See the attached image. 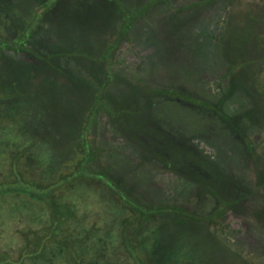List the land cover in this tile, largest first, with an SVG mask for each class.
I'll use <instances>...</instances> for the list:
<instances>
[{
    "label": "rangeland",
    "instance_id": "374dc122",
    "mask_svg": "<svg viewBox=\"0 0 264 264\" xmlns=\"http://www.w3.org/2000/svg\"><path fill=\"white\" fill-rule=\"evenodd\" d=\"M62 1L63 4L56 6L54 11L59 22L63 19V24L61 28L56 26L58 29L53 33L47 30L46 40L52 45L54 40H60L61 46L57 45L62 50L72 53L78 50L79 65L62 61L68 64L62 65L71 76H67V81L64 74L44 64L37 73L30 67H18L13 63L5 67V58L13 56L9 53L12 48L0 44V49H9L0 55V101L13 100L14 94L9 90L14 87L27 97L26 102L44 101L46 121H50V124L44 122V126L47 125L44 149L35 148L20 158L17 152L31 143L28 134L23 132L29 130V125L21 117L13 122L4 116L24 111L20 106L17 110L12 109V103L7 105L8 109L2 103L0 105V254L18 260L23 240H33V231L49 226V211L34 196L46 190L37 188L34 180L45 177L49 171L41 170L36 161L50 166L56 157H61L64 162L51 167V175L63 177L58 183L56 181L54 196L77 212L81 229L78 232L82 238L87 236L90 240L83 251L97 242L92 254L98 253V245L102 251L101 244L109 242V235L117 233L122 225V210L115 202L119 196L104 185L107 181L113 186L112 181L123 185L131 197L147 207H183L200 217L219 206L221 195H216L219 189L212 190L209 184L210 189H200L189 178L204 177L201 166L191 163L189 168H184L188 177L172 172L170 168L176 167L174 161L167 166L154 156L156 152L151 153L158 145L162 146L159 148L161 154L171 150L170 157L174 153L180 156L187 152L194 155L191 158L201 157L206 166L221 175L224 187L231 190V198L246 197L241 202L242 209H263L264 0H244V4L240 1L232 10L226 1L197 6L193 4L202 0H169V5L156 4L126 31L112 50L116 51V72L113 74L116 83H112L107 91L117 100L116 104H123V110L116 107L114 111L123 113L117 117L123 121L118 124L124 125L117 129L110 117L102 113L91 133V142L98 150L96 168L103 171V175L89 169L76 171L75 164L80 156L71 159L67 153L82 151L81 127L89 105L87 98L105 78L102 64L91 67V62L83 56L87 54L93 61L98 60L126 21L117 0ZM148 1L119 0L131 14ZM27 2L0 0V39L15 38L12 25L17 20L10 21L12 15L7 14V7H19L18 11H24L27 17L32 6ZM47 2L50 8L55 1ZM38 16L40 14L36 19H21L22 24L16 30L18 43H21L19 39H25L26 28L31 27V30L39 24ZM51 20L55 22L56 19L51 17ZM43 34L41 30L36 35V43L30 44L37 51L41 45V54L48 51ZM17 58L21 63L38 64L32 56ZM60 74L64 77L59 78ZM156 88L178 89L185 95L215 105L227 94L221 107L224 117L199 107L202 105L198 100L193 101L191 107L179 99L148 92ZM146 103L152 107L149 111L152 117L162 120L148 124H163L165 132L148 126L147 122L142 124L140 114L145 117ZM38 114L43 115L42 112ZM246 139L252 148L247 147ZM144 144L151 147L149 156L142 152ZM166 148L170 150L166 151ZM25 157H29L28 160ZM206 180L212 182V177H206ZM259 184L262 188L251 195ZM237 188L242 189L241 193H236ZM255 217L228 210L218 224L168 221L161 231L162 247L157 245L156 255L161 260L173 257L167 264H184L193 254L195 257L196 250L198 256H202L200 261L209 264H264V226ZM58 250L61 253L56 257L58 264H70L66 251ZM86 256H89L88 260L92 257Z\"/></svg>",
    "mask_w": 264,
    "mask_h": 264
},
{
    "label": "trees",
    "instance_id": "16d2710c",
    "mask_svg": "<svg viewBox=\"0 0 264 264\" xmlns=\"http://www.w3.org/2000/svg\"><path fill=\"white\" fill-rule=\"evenodd\" d=\"M54 5L50 8H54L57 1L60 0H54ZM118 1V4L120 6V11L122 16L124 17V20L126 23H124L121 27V32L119 38H122L126 31L132 28L134 23L142 17L146 12H148L151 8H153L158 3H163L166 5H169V0H149L147 4H144L139 9L134 11L132 14L128 12L123 5ZM219 1L223 0H203L200 2H196L195 4H198L197 6H211ZM44 2H47V0H28L27 3L29 5H34L32 9L29 8V11L32 10L36 12L35 19L37 15L38 19L40 20L39 24H36L30 28H26L23 35L25 39H19L21 43H18L17 38L14 41H1V44L3 43V47H10L13 50H20L23 52H29L31 53L36 61H42L45 63L51 64V57L50 56H44L35 50L29 49L27 44L31 40L33 34H35L38 29L40 28L41 20L45 17L46 12H48L50 9L48 8V2L44 4ZM228 2L231 5V8H236L240 4L239 0H228ZM7 14L14 15L15 8L13 5L7 7ZM17 11V10H16ZM51 17L53 16V13L49 12ZM21 16V15H20ZM47 17V16H46ZM50 17V19H51ZM49 19V20H50ZM129 20V21H128ZM42 25V24H41ZM118 44V39L114 42V44H109V46L104 50L103 55L100 57V60L105 63V69H106V80L102 83V87L100 90H95L91 92V94L88 95L87 100L89 101V105L87 107V112L85 115L84 125H83V136H82V144L81 149L82 151L75 150L73 154L67 153V156H70L71 159H73V156L77 157L78 160L76 161V171H80V168L84 170H91L92 173L102 174L103 171L96 168L97 160H98V150L94 148V145L91 142V139L89 137V134L91 133L92 128L96 125L99 115L104 112L109 117L113 118V122H116V112H114L113 108L109 104L108 97L110 94L105 97L103 95V91L105 90L106 86L109 84L113 77L112 72V50L115 49V45ZM113 47V48H112ZM65 55H73V53H60ZM85 54V53H84ZM84 59L89 62L90 60L93 61V57L90 58L87 54L83 56ZM54 68V64H51ZM90 68V67H89ZM67 76L71 78V76L67 73ZM226 76H228L226 74ZM1 87V84H0ZM14 90H9L11 93L14 94L13 100H4L5 102L0 101L3 104L5 109H8L9 103H12L10 106L12 109L19 108L21 111H24L23 113L17 114V112H12L4 117L11 121H16L20 117L24 119V122H26V125H29V130H24L23 132L29 136L30 144L17 152L18 157H24L27 155L28 152L31 150H34L35 148L44 149V140L46 135V127L44 126V122L46 121L47 114L46 111H44L45 105L44 101H27L24 97V94H19V91H16L14 87H12ZM1 91V88H0ZM142 91V90H141ZM151 94L154 95H162L168 98L172 99H179L184 102H191L193 101H200L201 107L210 109L211 111H214L216 114H218L221 117H224V113L220 110L223 102L227 98V94L224 95L221 99V101L215 105L208 101H204L201 99L193 98L188 95L183 94L182 92L178 90H171V89H162V88H156V89H150L148 91ZM43 108V110L41 109ZM121 110H123V105L118 106ZM43 113V115H39L38 113ZM45 113V114H44ZM22 123V121L20 120ZM50 124V121H48ZM47 123V124H48ZM45 130V131H44ZM44 131V132H43ZM127 133V132H125ZM130 133V132H129ZM33 134V135H32ZM130 135H133L135 138H137L136 135L130 133ZM58 137V136H57ZM247 141V139H246ZM248 142V141H247ZM249 143V142H248ZM250 146V143L248 144ZM80 149V150H81ZM166 151H169L170 149L166 148ZM154 150V149H153ZM153 152V151H152ZM165 152V151H163ZM170 153L165 152L162 153H154V156L158 158L162 163L169 166L172 165L173 161H176L179 158L178 156H175L174 153L172 157L169 156ZM181 156V155H180ZM194 155L188 154L186 157H190V162L194 163L196 166L200 167L201 171L203 173H210L212 177V190L215 188V190L219 189L217 192V196L221 199L219 200V206L209 213L206 216H197L196 214H193L189 211H187L183 207H176V206H155V207H147L141 203H139L137 200H135L133 197H131L124 188L123 185L114 183V185H120V186H113L111 184L104 183L105 186H108L110 189H112V193H115L117 196H119L118 199L115 198V202L120 206L122 213H121V227L114 235L113 239L110 238L109 235V242H105L101 244V250L100 246L98 245V253L94 252L93 254L91 251L95 249L96 243L93 242L92 246L89 248V250L83 251V247L88 246V243L90 240L86 236L85 238H82V235L79 234L80 226L79 224V218L77 216V212L68 204L62 203L60 200H56L55 194H56V188L54 186L57 185V183L63 179L60 178L61 176L58 174L51 175V167L54 165L58 167L59 162H64L62 158L56 157V160H52L50 162V166L43 163L42 161H36V165L40 167L41 170L43 169H49L48 174L44 177L41 176L40 178H35L34 185L39 188L40 190H46V192H41L39 195H34L36 200H40L44 203L45 208L48 209L49 215H50V222L49 226H46L42 229L33 231V240L24 242L23 240V246L20 250V255L18 260H11L7 255L4 253L0 254V264H50L53 262V264H58L57 261L58 254H61L58 250V248H63L66 251V255L70 260V264H167L172 260L173 257H166L165 260H161L156 255L157 252V245L159 247H162L161 245V235L163 226L166 224V222L173 223L174 221H177L178 223H183L187 220H192L193 222H198L202 224H218L219 220L224 217L226 212L228 210H233L234 212L240 213L245 216H256V220L259 221L264 226V208L260 209L257 207L248 209V208H241V202L246 200V197H240V198H231V190L227 191V188L224 187L223 182L221 181V176L217 175L215 171L211 170L210 167L206 166L204 162L200 159L201 157H193ZM17 157V159H18ZM183 158H185L182 155ZM29 157H25V159L28 160ZM15 159V158H14ZM61 164V163H60ZM50 167V168H49ZM81 169V170H82ZM59 170V169H58ZM170 171L175 173L184 174L187 177L189 174H185V171L182 167L176 166L175 168H170ZM194 171V170H193ZM196 173V172H195ZM107 175V173H104ZM192 175V174H191ZM203 175V174H202ZM108 176V175H107ZM189 178L193 179L195 183L199 186L200 189H210V186L206 183V176H198L197 178H193V176H189ZM57 181V183H56ZM209 182V181H208ZM222 182V183H221ZM201 185V187H200ZM216 186V187H215ZM118 187V188H117ZM262 187V184H259L258 189L252 191L251 195H255V192L260 190ZM122 191V192H121ZM203 191V190H202ZM220 194V195H219ZM226 194L229 195V198L226 197ZM253 209V210H252ZM252 211V213L250 212ZM161 219V221L159 220ZM158 220V221H157ZM167 220V221H166ZM81 230V229H80ZM32 235V236H33ZM103 240H100L102 242ZM148 243V244H145ZM58 247V248H57ZM107 248H112L110 251H108ZM140 249L138 252L137 250ZM215 250V253H217V250ZM92 255V257L88 260L89 256H86V254ZM199 252L195 250V257L192 255L189 258V261L187 260L184 264H209L207 262H201L200 259L202 256H198ZM219 254V253H218ZM96 255V256H95ZM220 255V254H219ZM45 258H48L49 260H44ZM207 258V257H206ZM205 259V258H204ZM55 260V262H54ZM202 260V259H201ZM231 263V262H230ZM234 264V263H231ZM236 264V263H235Z\"/></svg>",
    "mask_w": 264,
    "mask_h": 264
},
{
    "label": "flooded vegetation",
    "instance_id": "af4514ba",
    "mask_svg": "<svg viewBox=\"0 0 264 264\" xmlns=\"http://www.w3.org/2000/svg\"><path fill=\"white\" fill-rule=\"evenodd\" d=\"M203 1V0H202ZM223 1H226V2H228V0H223ZM239 1H242V3L244 4V0H239ZM220 2H222V1H219V2H217V3H220ZM161 3V2H160ZM217 3H215V4H217ZM63 4V1L62 0H60V1H57V3L55 4V6H54V8L57 6V7H59V6H61ZM145 4H147V3H145ZM166 5V4H165ZM143 6V5H142ZM231 6V5H230ZM17 7H18V4H17ZM155 7V6H154ZM15 8V7H14ZM19 8V7H18ZM16 9L15 8V11H14V15L12 16V19L10 20L12 23L15 21V19L17 20L16 22H14L13 23V29H15V38L13 39V40H7V41H14L15 39H16V37H17V28L18 27H20V23L22 24V22H21V19H24V17L25 18H28V19H31V18H33V19H35V15H36V12H34V11H27V17H26V15H25V12L23 11V12H19L18 10L19 9ZM52 9V8H49L50 10L48 11V12H46V14H45V17L43 18V20H41V24L39 25L40 26V28L38 29V31L35 33V34H33V36H32V38H31V40L28 42V44H27V46H28V48L29 49H32V50H35L36 52H38V53H40V50L43 48L41 45H39V47H40V50L39 51H37V49L35 48V47H33L32 45H30L32 42L35 44L36 42H35V39H36V35L42 30L43 31V40L45 41V43H44V45H46V48H47V52H44V53H42V55H46V56H50L51 57V64L53 63L54 64V66L56 67V68H54L51 64H49V63H45V62H42V61H38V64L35 66H33L31 63H21L20 61H18L17 59V57L18 56H21V55H24V56H32L33 58H34V61H35V57L31 54V53H29V52H23V51H20V50H13V49H11L10 50V52L9 53H12L13 54V56H8L7 57V59L5 58V60L6 61H4V65H5V67H8L9 65H10V63H13V64H15V65H17L18 67H20V65L21 66H26V67H30L31 69H32V72H34V73H37L36 71L37 70H41L40 69V67H41V64H44L46 67H48V68H51V69H53V70H55L57 73H62V74H64L65 75V80L67 81V72L65 71V69L62 67V65L63 66H67L68 64H63L62 63V61L64 60V61H66L67 63H74V64H78L79 65V62H78V60L79 59H76L77 58V56H79V53L77 52L78 50H74V52H73V55L71 56V55H65V54H60V53H63V52H68V53H71L72 54V52H71V50H62L61 49V47L59 48V46L57 45V44H59L60 46H61V43L62 42H60V40L59 41H56V40H54L53 42L55 43L54 45H52V44H50L49 43V41H48V39L46 40V38L48 37V33L46 32L47 30H50L51 32L53 31V30H56V29H58V28H61V24H63V19H61L60 18V22L58 21L59 19H58V16L55 14V9ZM139 9V8H138ZM17 10V11H16ZM150 10H152V8L150 9ZM231 10H232V8H231ZM52 12L53 13V16L52 17H54L56 20H55V22H53L51 19H50V13L49 12ZM147 13V12H146ZM145 13V14H146ZM21 15V16H20ZM47 16V17H46ZM57 16V17H56ZM141 18V17H140ZM139 18V19H140ZM48 19H50V20H48ZM138 19V20H139ZM9 21V22H10ZM10 22V23H11ZM53 22V23H52ZM56 26L58 27V28H56ZM132 28H130L129 30H131ZM53 33V32H52ZM127 33V32H126ZM126 33H125V35H126ZM118 34H120V32L118 31V33H117V36L116 37H114V39L113 40H116V39H121V38H119V36L120 35H118ZM124 35V36H125ZM123 36V37H124ZM5 41V40H3V39H0V41ZM112 39H111V41H110V44H111V42L113 41ZM50 42L52 43V40H50ZM0 44H1V42H0ZM53 48H52V47ZM56 48H58L59 50L58 51H56ZM107 48V47H106ZM105 48V49H106ZM51 49H52V52H51ZM6 50H9V49H0V55L2 56L3 55V52H8V51H6ZM115 52L116 51H112V72H113V74L116 72V70L114 69L115 68V66H116V63H115V60H116V58H115ZM41 54V53H40ZM17 56V57H16ZM98 58V57H97ZM80 60H83V58L81 59L80 58ZM57 62V63H55V62ZM89 62H91L90 64H91V67H94V68H97L98 66H100L101 64H102V66H103V68H104V71L106 72V69H105V63H103V61H101L100 60V57H99V59L98 60H94L93 62L92 61H89ZM91 67L89 68L90 70H91ZM35 69V70H34ZM62 74H60L61 76H59V78H63L64 76L62 75ZM106 80V73H105V78L104 79H102V80H100L101 82H100V86L98 87V88H94V89H92V91L91 92H93V91H95V90H100V88L102 87V83L104 82ZM112 83H116V80H114V78L112 77V79H111V81L109 82V84L106 86V88H105V90L103 91V95L106 97V96H108L109 94H110V92H107L108 91V89H109V87H110V85L112 84ZM163 89V88H162ZM171 90H178V89H171ZM179 91V90H178ZM114 93H116V92H114ZM162 96V95H161ZM191 97V96H190ZM168 98V97H167ZM108 99H109V104H110V106L113 108V110L116 108V107H118V106H120V105H123V104H116V101L117 100H114L113 98H111L110 96L108 97ZM181 101V100H180ZM182 103H184V104H186V105H189V106H191V107H193V105H192V103H185V102H183V101H181ZM224 103V102H223ZM223 105V104H222ZM195 107V106H194ZM199 107H201V106H199ZM222 107V106H221ZM124 108H126V107H124ZM144 108L146 109V115H145V117L142 115V114H140V117H141V122H142V124H144L145 122H147V125L148 126H151V127H158V129L159 128H161L162 129V131L163 132H165L166 130L164 129V125L163 124H157V125H154L152 122L150 123V124H148V122L149 121H153V120H159L160 122H162V120H160L158 117L156 118V119H154L153 117H152V114H150L149 113V111L151 110V108L152 107H149V104L148 103H146L145 105H144ZM203 108V107H202ZM221 110V109H220ZM222 111V110H221ZM114 112H116L117 114H116V122L114 123L113 121V118L112 117H110V120L113 122V125H114V127H116L117 129L119 128V126H123L124 124H118V123H122L123 121H119V119H118V117L117 116H119V115H123V113H120V111L118 112V111H114ZM102 113H104V112H102ZM101 113V114H102ZM100 114V115H101ZM149 114L151 115V117L153 118L152 120H150L149 119ZM218 115V114H217ZM125 123V125L127 126V123L126 122H124ZM155 123V122H154ZM83 125H84V123H83ZM83 125H82V127H81V130H82V132H83ZM139 126H141V127H143L142 125H140L139 124ZM95 127H96V125L92 128V130H91V133L93 132V130L95 129ZM123 129L125 130V128L123 127ZM143 129L144 130H147V128H144L143 127ZM161 132V131H160ZM91 133L89 134V137H90V139H91ZM83 134V133H82ZM249 143H250V141L249 140H247ZM145 145V144H144ZM172 145V144H171ZM183 146H184V144H183ZM162 148V146H160V145H158L157 147H155V151H151V153H154V152H156V153H158L159 152V148ZM172 147H173V145H172ZM247 147H249V148H252V144L250 143V146H247ZM149 148H151V147H148V146H144V147H142V152H143V154L146 156V155H148V154H150V150H149ZM253 150V149H252ZM253 153V152H252ZM188 154H190V153H185V154H183V156L184 157H186V156H188ZM149 156V155H148ZM253 156H254V153H253ZM146 158V157H145ZM179 158L180 159H177L176 161H174V164L176 165V166H180V167H182L183 169L184 168H189L190 166H189V164H191V162H190V157H187V159L186 160H184L183 159V157H182V154H181V156H179ZM217 174V173H216ZM204 176H206V177H208V178H210V177H213L210 173L209 174H203ZM217 175H219V174H217ZM221 176V175H220ZM191 179V178H190ZM221 181H224L223 180V178L221 177ZM206 183H207V185L209 184L210 186H212L211 184V182H208V181H206ZM222 183V182H221ZM223 184H224V182H223ZM225 185V184H224ZM259 186V185H258ZM258 186H257V189H258ZM200 187H201V185H200ZM262 188V187H261ZM206 190V189H205ZM241 190L242 189H240V188H237V190H236V193H241ZM259 191V190H258ZM256 193V192H255ZM238 197H240V196H238ZM259 208V207H258ZM187 210V209H186ZM187 211H189V210H187ZM190 212V211H189ZM235 213H237V212H235ZM238 214V213H237Z\"/></svg>",
    "mask_w": 264,
    "mask_h": 264
},
{
    "label": "crops",
    "instance_id": "0c3cea01",
    "mask_svg": "<svg viewBox=\"0 0 264 264\" xmlns=\"http://www.w3.org/2000/svg\"><path fill=\"white\" fill-rule=\"evenodd\" d=\"M210 44V43H209ZM192 62H193V60H192Z\"/></svg>",
    "mask_w": 264,
    "mask_h": 264
}]
</instances>
